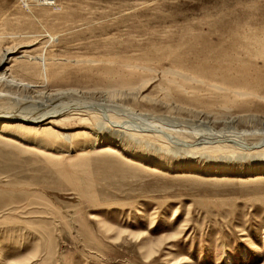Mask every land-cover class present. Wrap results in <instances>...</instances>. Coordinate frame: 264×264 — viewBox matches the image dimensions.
<instances>
[{"label": "rangeland", "instance_id": "374dc122", "mask_svg": "<svg viewBox=\"0 0 264 264\" xmlns=\"http://www.w3.org/2000/svg\"><path fill=\"white\" fill-rule=\"evenodd\" d=\"M57 5L0 0V55L31 45V56L54 60L46 62L47 81L37 78L38 65L7 64L16 80L93 93L109 105L180 120L165 123L188 132L205 126L264 132V0ZM31 12L57 41L45 37ZM56 125L40 136L41 146L28 131L0 136V264H264V180L205 179L237 178L213 169H255L254 159L139 150L145 158L205 170L184 178L177 170L137 168L120 155L71 151L60 136L87 126ZM148 248L155 258L147 260Z\"/></svg>", "mask_w": 264, "mask_h": 264}, {"label": "bare ground", "instance_id": "6f19581e", "mask_svg": "<svg viewBox=\"0 0 264 264\" xmlns=\"http://www.w3.org/2000/svg\"><path fill=\"white\" fill-rule=\"evenodd\" d=\"M34 1L43 6V8H53L55 10L60 8L57 5V0ZM39 12L49 15L48 11L40 10ZM31 16L50 42H55L59 39L58 36L50 34L42 25L41 15L32 13ZM29 47L32 46L21 45L14 49L8 48L0 55V88H4L5 91L0 92L1 101H5L4 104H0V136L8 132L11 135H5V137H16L18 134L16 132L28 131L36 135L35 139L37 140L35 142L41 146L45 143L42 142L43 140L40 136L46 137L53 134V128H59L56 125L57 122H75L77 125L87 126L86 129L71 134L62 133L60 136V139L67 144V148L71 151L80 150L78 152L85 153L86 150L94 149L104 155H120L134 161L137 168L156 171L159 169L166 172H172L171 170L175 172L177 170L184 173L180 175V177L184 178H198L197 172H201L200 170L204 169L201 167L193 169V163L185 164L184 166L183 163L159 161L153 157L145 158L143 157L144 153L139 150H152L155 153L178 157H180L179 154H183L190 159H198L201 156L204 158L217 157L220 155L238 160L254 159L259 164L255 169L243 170V168L236 166L232 167V169L227 167L213 169V172H220L219 174L232 173L237 178L224 175H208L205 179L206 181H227V183L228 181L259 182L264 180V132L236 130L228 127L227 130L215 131L206 126L204 129L197 130L196 128L188 132L185 130L186 126L179 128L177 125L165 123V121L182 123L179 122L180 120H173V118L165 116H155L147 114V112L141 113V111H135L123 105H109L105 101L97 99L96 94L93 93L76 89L52 90V88L47 89V86L44 87L16 80L11 75L13 70L6 69L5 66L10 63H16L18 60L27 61L26 63L29 67L32 64L38 65L39 73L37 78L46 81L48 79L47 72L50 65H47L46 62L48 61L49 64H52L54 60L52 57L47 59L46 56H31L32 54L30 55L26 51ZM20 49L24 51L19 52ZM14 54L15 56L20 54V57L13 58ZM24 65L27 66L26 64ZM21 92L26 93L27 96H20ZM115 94L117 93L113 91L114 96ZM58 119L60 120L57 121ZM230 119L233 120V118ZM194 122L193 120L189 123L195 125L196 122L195 124ZM202 124L206 125V122L202 121ZM148 135L161 137L164 140L163 144H154L151 142L153 139L149 138ZM76 137L83 138L81 145H73ZM252 137L257 139L249 142L248 139ZM63 153L68 154L70 151H61L57 154L62 155ZM123 234L127 235L126 233ZM145 257L147 260L155 258L156 252L149 249ZM10 264L21 263L16 261L10 262Z\"/></svg>", "mask_w": 264, "mask_h": 264}]
</instances>
